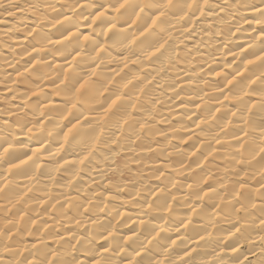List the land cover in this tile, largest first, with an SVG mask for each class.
Returning <instances> with one entry per match:
<instances>
[{
	"label": "clouds",
	"instance_id": "clouds-1",
	"mask_svg": "<svg viewBox=\"0 0 264 264\" xmlns=\"http://www.w3.org/2000/svg\"><path fill=\"white\" fill-rule=\"evenodd\" d=\"M0 88V264H264V0H0Z\"/></svg>",
	"mask_w": 264,
	"mask_h": 264
},
{
	"label": "bare ground",
	"instance_id": "bare-ground-1",
	"mask_svg": "<svg viewBox=\"0 0 264 264\" xmlns=\"http://www.w3.org/2000/svg\"><path fill=\"white\" fill-rule=\"evenodd\" d=\"M9 19H11V17H8ZM86 31V30H85ZM41 55H43V54H41ZM227 55H228V57H231L232 55H234V53H227ZM31 56H32V61H31V63H32V66H36L37 65V62L41 59V56H38L37 55V53L36 52H31ZM24 60L25 61H27L28 60V57L27 56H25L24 57ZM18 67H19V65H18ZM8 71H12V69H9ZM24 71V69L23 68H21V72H23ZM216 75L217 76H219L220 75V70L219 69H217V72H216ZM15 77H16V79L17 80H20V73L19 72H17V73H15ZM25 84H18V87L21 89V90H23L24 88H25ZM181 87L183 88L184 87V85L183 84H181ZM0 91H2L3 93H4V95L5 96H8V97H10L11 95H12V93L10 92V91H8L7 89H4V88H0ZM183 102H184V97H183V94L181 95V97L180 98H178L177 99V101H176V103H177V112H180V111H182L183 110ZM13 103H16V101H13ZM199 105H196V108H197V110L199 109ZM176 118L174 117V120H175ZM192 119H195V117H192ZM202 123V121H200V120H197V122H196V125H193L192 126V131L194 132V131H196V129L200 126V124ZM70 130V129H69ZM192 139H194V137H190V136H185V139H184V141H183V143L184 144H190L191 143V141H192ZM129 214L130 215H135V213L134 212H129ZM134 222V221H133Z\"/></svg>",
	"mask_w": 264,
	"mask_h": 264
}]
</instances>
